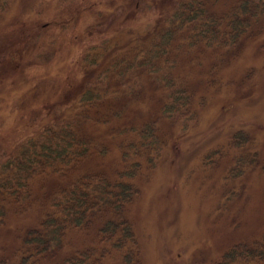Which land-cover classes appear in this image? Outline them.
Returning a JSON list of instances; mask_svg holds the SVG:
<instances>
[{
	"label": "rangeland",
	"instance_id": "374dc122",
	"mask_svg": "<svg viewBox=\"0 0 264 264\" xmlns=\"http://www.w3.org/2000/svg\"><path fill=\"white\" fill-rule=\"evenodd\" d=\"M177 2L13 0L0 22V153L11 150L46 119L54 104L58 115L74 105L72 99L87 74V67L78 64L84 51L98 56L100 66L92 69L102 73L110 64H104L102 56L109 44L123 49L137 42L151 44V33L165 25ZM226 2L218 4L222 8ZM102 40L107 41L101 46ZM93 44L98 48L87 50ZM218 57L227 59L221 52L201 49L177 57L175 73L188 78L199 112L185 131L161 116V92L151 76L140 73L134 74L138 83L130 75L117 85L123 93L139 88L142 81L151 99L131 104L121 121L89 125L97 138L111 140L113 152L92 162V167L106 170L119 162L113 127L156 119L167 135L157 167L135 179L141 193L129 207L142 264H213L233 243L264 233V33L247 42L229 63L220 64ZM216 62L220 65L214 67ZM238 129L253 137L241 151L228 146ZM217 148L226 156L215 166L204 164V156ZM255 151L260 166L226 179L232 155ZM56 182L50 180V185ZM11 210L0 226V258L17 264L23 235L38 225L41 210ZM76 235L81 234L71 235L74 246H81L84 237ZM93 237L91 233L88 238Z\"/></svg>",
	"mask_w": 264,
	"mask_h": 264
},
{
	"label": "trees",
	"instance_id": "16d2710c",
	"mask_svg": "<svg viewBox=\"0 0 264 264\" xmlns=\"http://www.w3.org/2000/svg\"><path fill=\"white\" fill-rule=\"evenodd\" d=\"M12 2L0 0V22ZM218 2L178 0L165 25L151 33V44L137 42L128 49L109 44L102 56L104 64H110L100 74L92 69L100 66L98 56L84 51L78 64L87 67V74L72 99L74 105L58 115L54 104L46 119L31 127L11 150L0 153V226L7 221L11 207L16 213L33 206L41 210L38 225L23 235L17 264H142V246L129 207L141 193L135 179L157 167L167 135L156 119L113 127L119 162L106 170L92 167V162L113 152L111 140L97 138L89 125L121 121L131 104L151 99L142 81L139 88L120 92L117 84L126 76L132 75L138 83L136 73L152 77L153 86L161 92L158 100L163 118L184 131L196 121L199 112L189 80L175 73L180 53L221 52L227 59L218 57L220 64L229 63L244 51L247 42L264 33V0H228L224 9ZM98 46L90 45L87 50ZM220 64L216 62L214 67ZM252 143V135L238 129L228 146L241 151ZM225 156L217 148L203 162L215 166ZM231 164L226 179L260 166L259 154L232 155ZM261 169L264 172V164ZM50 180L57 182L50 185ZM231 198L229 194L227 200ZM73 233L84 237L81 246H74ZM0 264L8 262L0 258ZM213 264H264V233L233 243Z\"/></svg>",
	"mask_w": 264,
	"mask_h": 264
}]
</instances>
